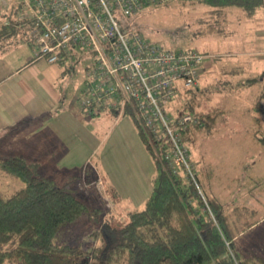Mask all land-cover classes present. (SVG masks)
Here are the masks:
<instances>
[{
	"label": "rangeland",
	"instance_id": "obj_1",
	"mask_svg": "<svg viewBox=\"0 0 264 264\" xmlns=\"http://www.w3.org/2000/svg\"><path fill=\"white\" fill-rule=\"evenodd\" d=\"M20 2L23 0H0V23L15 18ZM20 8L23 15L24 8ZM263 21L262 8L252 17L235 7L220 14L195 0L185 4L171 0L130 19L131 25H137L150 41L215 55L202 68L196 88L200 90L199 109L214 108L218 114L210 128L192 129L187 144L200 188L220 202L223 212L233 216L235 207L254 211L249 220L258 222L236 240L250 264H264V145L255 139L258 126L252 121L255 97L264 87V44L250 38L254 37L256 24L261 26ZM14 39L10 37L3 44H12ZM93 63L91 51L77 49L62 64H54L58 70L54 75L57 90L81 116L85 115L79 103L86 84L85 68ZM250 79L256 81L247 82ZM179 94L165 107L170 115H178L185 99ZM87 117L92 122L95 152L84 159L79 155L71 158V168L63 164L67 154L46 157L45 161L56 166L46 169L44 175L73 193L87 208L62 228L55 242L90 249L100 244L103 230L107 233L112 230L109 228L123 225L130 211L141 208L155 187L156 170L129 114L115 122L113 112L104 108L99 115ZM106 133L110 134L107 139ZM4 157L1 150L0 161ZM98 178L102 184L97 183ZM22 186L20 180L0 169L1 194L7 196Z\"/></svg>",
	"mask_w": 264,
	"mask_h": 264
},
{
	"label": "trees",
	"instance_id": "obj_2",
	"mask_svg": "<svg viewBox=\"0 0 264 264\" xmlns=\"http://www.w3.org/2000/svg\"><path fill=\"white\" fill-rule=\"evenodd\" d=\"M178 1L185 4L194 0ZM195 1L211 6L220 14L227 8H239L250 17L264 6V0ZM20 6L24 8L20 2L15 18L8 17L0 23V48L6 39L20 34L31 44L32 53L34 23L21 15ZM122 24L132 26L130 20ZM133 28L142 33L137 25ZM170 38L174 37L170 35ZM179 49L183 50H175ZM72 55L56 63L62 64ZM253 81L256 79L247 82ZM199 91L195 87L178 93L185 98L178 115L191 114L200 124L184 132L187 143L192 129L210 128L218 114L214 108L199 109ZM252 110V121L258 126L255 139L264 145V87L256 95ZM125 114L133 119L156 170L155 187L141 208L130 211L129 220L123 225L109 228L112 230L107 233L103 230L100 244L90 249L56 243L62 228L77 220L86 206L24 157H4L0 169L20 180L23 186L7 196L0 193V264H250L239 251L236 240L258 222L249 220L254 211L235 207L233 216L225 214L218 200L210 198L201 188L200 194L183 173L172 174L161 156L168 144L151 142L131 109Z\"/></svg>",
	"mask_w": 264,
	"mask_h": 264
},
{
	"label": "built area",
	"instance_id": "obj_3",
	"mask_svg": "<svg viewBox=\"0 0 264 264\" xmlns=\"http://www.w3.org/2000/svg\"><path fill=\"white\" fill-rule=\"evenodd\" d=\"M170 0H23L32 20L34 61L47 64L89 50L79 103L85 115L104 108L135 114L151 142L168 144L161 155L174 175L183 173L201 193L184 132L200 125L191 114L170 115L166 105L179 91L198 86L205 63L215 55L175 50L150 41L123 21ZM98 184L102 180L98 178Z\"/></svg>",
	"mask_w": 264,
	"mask_h": 264
},
{
	"label": "crops",
	"instance_id": "obj_4",
	"mask_svg": "<svg viewBox=\"0 0 264 264\" xmlns=\"http://www.w3.org/2000/svg\"><path fill=\"white\" fill-rule=\"evenodd\" d=\"M260 8L264 12V6ZM255 27L254 37L250 38L264 44V21ZM54 64L34 61L31 44L20 34L12 44L0 48V151L6 156L24 157L43 175L46 169L56 166L45 161L46 157L67 154L63 164L71 168V158L79 155L84 159L96 147L92 122L86 115H79L57 90L54 75L58 70ZM112 112L117 122L121 116ZM109 136L106 133L104 137Z\"/></svg>",
	"mask_w": 264,
	"mask_h": 264
}]
</instances>
